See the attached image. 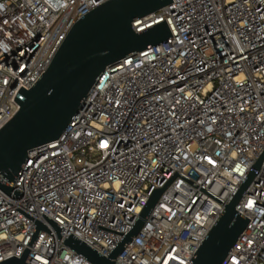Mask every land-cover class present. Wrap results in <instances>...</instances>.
<instances>
[{
  "label": "built area",
  "instance_id": "obj_1",
  "mask_svg": "<svg viewBox=\"0 0 264 264\" xmlns=\"http://www.w3.org/2000/svg\"><path fill=\"white\" fill-rule=\"evenodd\" d=\"M105 1L0 0V129ZM138 21L171 37L108 66L63 134L4 179L0 262L28 250V264H92L71 235L109 256L170 181L115 261L190 264L264 151V0H172ZM255 171L223 264H264V160Z\"/></svg>",
  "mask_w": 264,
  "mask_h": 264
},
{
  "label": "water",
  "instance_id": "obj_2",
  "mask_svg": "<svg viewBox=\"0 0 264 264\" xmlns=\"http://www.w3.org/2000/svg\"><path fill=\"white\" fill-rule=\"evenodd\" d=\"M171 2L107 0L75 22L42 77L30 89L22 90L25 99L19 100L17 113L0 129V188L4 192L12 191L4 179L15 182L30 150L56 140L63 134L108 66L171 37L166 21L148 27L147 23L140 28L135 26L139 18L155 13ZM263 160L264 151L238 191L225 205L223 214L206 235L190 264L224 263L248 225V218L240 214L237 205L255 179V169L261 166ZM169 183L153 191L133 228L109 256L99 254L73 235L65 243L92 264H118L115 259L140 232ZM55 228L60 237V226L55 225ZM41 229L45 227L39 223L37 233ZM28 252L21 257L7 258L0 264H28Z\"/></svg>",
  "mask_w": 264,
  "mask_h": 264
},
{
  "label": "bare ground",
  "instance_id": "obj_3",
  "mask_svg": "<svg viewBox=\"0 0 264 264\" xmlns=\"http://www.w3.org/2000/svg\"><path fill=\"white\" fill-rule=\"evenodd\" d=\"M144 24H146L145 22H141L140 23V21H138L137 23H135V26L136 27H139V26H142V25H144Z\"/></svg>",
  "mask_w": 264,
  "mask_h": 264
}]
</instances>
